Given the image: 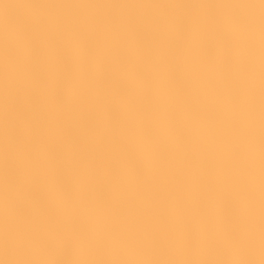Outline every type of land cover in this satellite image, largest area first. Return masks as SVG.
Here are the masks:
<instances>
[{"label": "clouds", "instance_id": "9594fccd", "mask_svg": "<svg viewBox=\"0 0 264 264\" xmlns=\"http://www.w3.org/2000/svg\"><path fill=\"white\" fill-rule=\"evenodd\" d=\"M109 15L118 21L110 19L104 30L115 34L117 46L106 42L102 52L76 65L75 83L64 48H80L82 36L77 23L62 21L74 16L72 9L42 5L30 36L0 39V264H264V228L251 171L259 155L254 92L264 0L222 6L210 57L221 90L219 120L205 118L194 98L207 99L203 87H194L183 68L173 69L174 51L162 53L147 38L159 36L163 44L175 34L190 41L206 29H186L163 13L141 25L131 8ZM133 62L144 66L131 71ZM64 83L85 91L101 120V137L119 149L112 167L130 185L127 194L112 193V177L100 176L91 160L63 155L57 122L73 110L75 96L62 91ZM122 84L121 95L100 96ZM188 153L217 165L226 217L186 227L131 220L125 203L146 183L145 171L156 168L163 183L166 171Z\"/></svg>", "mask_w": 264, "mask_h": 264}, {"label": "bare ground", "instance_id": "6f19581e", "mask_svg": "<svg viewBox=\"0 0 264 264\" xmlns=\"http://www.w3.org/2000/svg\"><path fill=\"white\" fill-rule=\"evenodd\" d=\"M237 2L259 3L260 0H0V39L11 34L14 37L30 36L37 28L42 5L62 6L72 9L74 16H64V23H77L81 33L80 48L67 44L64 55L70 58L73 81L78 78L76 65L82 64L97 51L103 50L106 42L117 46L115 34L105 31L110 19L118 21V17H110V13L119 8H131L138 14L136 22L150 25L155 13H163L164 19L174 20L186 29L194 30L202 27L206 35L194 33L192 39L177 38L172 34L170 40L161 44L159 36L148 35L155 40L157 49L162 53L174 51L178 57L173 69L183 68L188 75L186 79L194 80V87H203L208 94L194 97L201 102L205 118L216 120L222 118L219 106L221 90L215 72L210 67V57L215 55L216 47L213 36L222 24V6ZM88 56L83 55V51ZM104 55H107L106 53ZM187 57V60L184 58ZM147 55L141 57L142 61ZM143 63L133 62L130 70L136 71ZM102 65H97L99 72ZM116 69V65H112ZM173 76L175 73L173 72ZM257 87L254 94L258 97L259 116V155L256 166L252 169L255 185L253 196L258 198V218L264 228V21L261 22L260 66L256 78ZM101 91L100 96L111 100L114 95L122 94V88ZM62 91H74L73 110L58 120L60 142L64 146L63 155L78 160H91L98 174L112 177L110 180L112 193H128L130 185L122 183L113 172L114 161L119 157V149L101 137V120L95 113L85 91L79 87L71 88L68 83L62 85ZM213 98L217 103L213 104ZM50 110H55V100H50ZM115 115L123 118L121 111ZM217 152L221 150L217 141ZM182 163L173 164L166 171L167 180L161 182L157 169H148L144 176L146 183L138 186L128 197L125 207L130 211V219L136 223L152 225L159 223L172 227H186L194 220H205L209 223L220 222L228 214L227 197L218 190L216 175L219 173L214 161L201 163L191 153L180 158ZM52 215H55L53 210ZM264 260V256L261 257Z\"/></svg>", "mask_w": 264, "mask_h": 264}]
</instances>
